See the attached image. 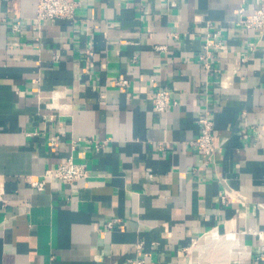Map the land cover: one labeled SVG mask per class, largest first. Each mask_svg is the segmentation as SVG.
Returning a JSON list of instances; mask_svg holds the SVG:
<instances>
[{"label":"crops","instance_id":"1","mask_svg":"<svg viewBox=\"0 0 264 264\" xmlns=\"http://www.w3.org/2000/svg\"><path fill=\"white\" fill-rule=\"evenodd\" d=\"M38 1H0V264H264V31L239 24L258 0H79L48 21ZM69 156L88 179L29 183Z\"/></svg>","mask_w":264,"mask_h":264},{"label":"built area","instance_id":"2","mask_svg":"<svg viewBox=\"0 0 264 264\" xmlns=\"http://www.w3.org/2000/svg\"><path fill=\"white\" fill-rule=\"evenodd\" d=\"M5 1V0H0ZM259 6L254 12L245 14L241 17L239 24H242L248 29H259L264 31V0H258ZM79 0H39L35 11V17L41 21L55 19H75L77 10L80 7ZM21 27V22L17 21L13 24L12 30L18 31ZM224 39L221 30L210 32L206 35L203 44V52L201 59L205 61L206 68L210 69L211 59L216 50L224 48ZM88 54L92 55V50H88ZM118 85L125 86L128 84L126 80H117ZM178 102L173 97V91L168 88H158L154 92L153 105L157 112L164 114L169 111L171 106ZM201 126V133L195 139V144L204 152L206 163L210 162L217 149V139L213 134L215 119L210 111H205L198 119ZM55 144V139L53 140ZM163 149L164 145H160ZM45 177H54L57 180L78 184L81 180H86L90 177V169L87 164L76 162L72 156L67 157L58 166L46 171L41 179H29V183L42 190L45 187ZM225 201L232 200L230 190H225L223 194ZM110 227L113 225L109 224ZM138 264H144V261H139Z\"/></svg>","mask_w":264,"mask_h":264},{"label":"bare ground","instance_id":"3","mask_svg":"<svg viewBox=\"0 0 264 264\" xmlns=\"http://www.w3.org/2000/svg\"><path fill=\"white\" fill-rule=\"evenodd\" d=\"M212 234V233H211ZM214 235V234H213ZM229 236V235H228ZM230 237V236H229ZM232 238V237H231ZM230 238V239H231ZM231 242H232V240H231ZM232 244V243H231ZM228 246V245H227ZM199 248V247H198ZM229 248V247H228ZM242 248V247H241ZM199 250V249H198ZM227 251H228V249H226ZM234 250V249H233ZM235 251V250H234ZM199 252V251H198ZM231 252V251H230ZM231 254V253H230ZM234 255V254H233Z\"/></svg>","mask_w":264,"mask_h":264}]
</instances>
